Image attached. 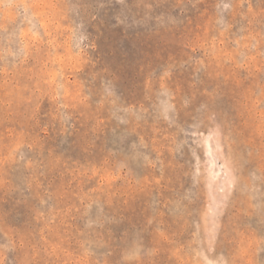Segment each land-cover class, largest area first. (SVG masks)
<instances>
[{
    "label": "rangeland",
    "instance_id": "obj_1",
    "mask_svg": "<svg viewBox=\"0 0 264 264\" xmlns=\"http://www.w3.org/2000/svg\"><path fill=\"white\" fill-rule=\"evenodd\" d=\"M0 264H264V0H0Z\"/></svg>",
    "mask_w": 264,
    "mask_h": 264
}]
</instances>
